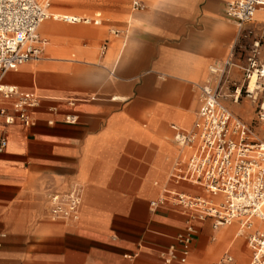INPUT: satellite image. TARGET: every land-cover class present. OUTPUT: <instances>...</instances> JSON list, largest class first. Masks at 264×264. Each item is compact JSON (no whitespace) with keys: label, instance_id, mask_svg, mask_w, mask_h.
<instances>
[{"label":"crops","instance_id":"obj_1","mask_svg":"<svg viewBox=\"0 0 264 264\" xmlns=\"http://www.w3.org/2000/svg\"><path fill=\"white\" fill-rule=\"evenodd\" d=\"M83 1L60 3L63 27L52 15L39 26L50 37L43 57L2 79L39 104L32 125L0 117V264H164L188 222L195 227L189 255L172 264H211L226 254L248 264V231L237 222L213 228L211 218L191 219L178 205H150L173 188L221 198L170 177L190 154L174 142L171 125H193L211 65L231 57L230 78L243 74L246 60L234 56L238 28L225 15L230 0H141L145 7L131 14L118 0ZM64 14L99 22L68 23ZM112 27L131 29L121 38ZM263 28L259 8L245 25L254 33L241 37L252 41ZM261 49L264 60V42ZM75 185L78 217L53 218L48 193Z\"/></svg>","mask_w":264,"mask_h":264},{"label":"built area","instance_id":"obj_2","mask_svg":"<svg viewBox=\"0 0 264 264\" xmlns=\"http://www.w3.org/2000/svg\"><path fill=\"white\" fill-rule=\"evenodd\" d=\"M134 10H142L141 0H132ZM49 2L37 0H0V117L7 123L20 122L32 125L31 111L38 106L36 94L23 92L15 85L3 83L9 70L37 61L42 57L48 40L39 33L40 24L49 18ZM264 9V0H230L225 6L226 17L238 28V35L249 36L245 30L253 21L257 9ZM61 20L74 23H98L87 17L63 15ZM260 38L255 33L251 48L242 67L244 80L255 72L264 76V62L260 60ZM235 66L231 57L209 67L211 78L198 86L199 109L193 125L183 129L171 125L173 140L180 147L190 149V154L174 163L170 177L179 182L189 181L201 185L211 194H220L221 201L202 196H190L182 192L174 194L172 204L190 212L191 219H212L213 228L237 222L248 230L246 239L251 250L248 264H264V227L254 225V220L264 224V141L249 140L251 130L221 100V82L224 74ZM237 100L239 88H235ZM67 120H72L67 118ZM6 144L0 141V150ZM81 188L77 185L64 193L49 192L50 215L53 218L76 219L81 204ZM162 196L150 205L166 202ZM195 227L188 222L183 231L175 236L163 255L164 264L174 261L184 263L189 255ZM211 264H240L226 254Z\"/></svg>","mask_w":264,"mask_h":264},{"label":"rangeland","instance_id":"obj_3","mask_svg":"<svg viewBox=\"0 0 264 264\" xmlns=\"http://www.w3.org/2000/svg\"><path fill=\"white\" fill-rule=\"evenodd\" d=\"M49 2H50L49 13H51L52 15V18L50 17V21L55 19L56 23L60 25V28H62L63 26L60 24V14L65 11H59L60 3L76 5L84 1L83 0H67L66 2H60V0H49ZM118 2H120L119 6L120 7L122 6L123 9H125L128 13L131 14V13L136 12V10L132 9V5H131L132 0H123L122 5H121L120 0H118ZM80 12L85 13V10H80ZM102 15H103V19H106L108 17L104 12H102ZM84 26H90V25H84ZM116 28H119V27H112V30H115ZM119 29L123 31L121 38H124L130 33L131 28L124 27V28H119ZM263 29L262 30L258 29L256 31L257 36L260 38V41H261L259 50H260V60L262 62H264V60L262 59V53H261L262 43L264 42V30ZM236 30H237V27L234 26V31L236 32ZM40 32L46 37L50 38L42 30H40ZM241 36L243 35L241 34ZM241 36H239L238 41L236 42V45L234 46V56L240 57V59L244 62L251 48V41H250L251 38H248V37L243 38ZM59 40H60V36L54 37L53 39L54 44L58 45L59 42L57 41ZM47 47H46V53L52 54L47 51ZM52 55L57 56L55 54H52ZM42 57H43V54H42ZM33 62H36V61H33ZM228 72H226L222 78L221 100L231 111L233 117L238 118L241 122H243L249 127V129L251 130L249 140L257 141V142L264 141V76L258 77L257 84L254 90L251 91L248 87V80L247 79L244 80L243 74H241V77L239 79L232 80ZM236 87L239 88V95H238L237 100L234 99V95H235L234 90ZM191 126L192 125H190L188 128H191ZM195 188L197 190V193L206 195L205 193L206 190H204L203 188L201 187L199 188L197 186H195ZM173 189H170V190H173ZM175 192H179V191H175ZM163 196L167 200L166 202H169V203L173 202L172 200L173 197L169 193H165V195Z\"/></svg>","mask_w":264,"mask_h":264},{"label":"bare ground","instance_id":"obj_4","mask_svg":"<svg viewBox=\"0 0 264 264\" xmlns=\"http://www.w3.org/2000/svg\"><path fill=\"white\" fill-rule=\"evenodd\" d=\"M263 11V10H262ZM65 15V14H64ZM62 16L63 15H61V18H62ZM44 22V21H43ZM41 23V26H43V24L44 23ZM46 24V23H45ZM40 26V27H41ZM46 37V36H45ZM257 74L254 72L251 76H250V78H249V82H248V87H249V89L251 90V91H253L254 90V88H255V86H256V84H257ZM168 192H170L171 194H174V193H176L174 190H169ZM216 201H221V198H219V199H217ZM255 221H257V220H254V225L257 227V226H259L260 225V222L259 221H257L258 222V224H256L255 223ZM234 223V222H233ZM245 230V229H244ZM248 231V230H247Z\"/></svg>","mask_w":264,"mask_h":264}]
</instances>
